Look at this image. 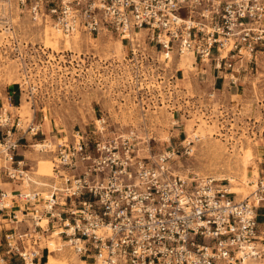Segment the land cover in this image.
I'll return each instance as SVG.
<instances>
[{"label": "built area", "instance_id": "built-area-1", "mask_svg": "<svg viewBox=\"0 0 264 264\" xmlns=\"http://www.w3.org/2000/svg\"><path fill=\"white\" fill-rule=\"evenodd\" d=\"M5 1L63 36L115 33L132 57L143 50L146 66L154 59L141 33L158 47L164 67L175 55H191L231 83L264 71V0ZM12 98L9 92L0 105V180L23 187L0 189V213L12 224L6 254L31 264L49 251L42 239L55 231L64 239L57 250L66 244L93 264H264V168L237 199L213 176L176 170L173 147L152 152L135 126L99 115L70 138L28 142L53 162V173L35 180L18 149L39 127L34 118L23 127Z\"/></svg>", "mask_w": 264, "mask_h": 264}, {"label": "rangeland", "instance_id": "rangeland-1", "mask_svg": "<svg viewBox=\"0 0 264 264\" xmlns=\"http://www.w3.org/2000/svg\"><path fill=\"white\" fill-rule=\"evenodd\" d=\"M46 27L55 31L33 22L13 2L0 0V105L14 91L10 109L23 127L32 118L47 121L51 134L70 138L103 115L124 129L135 126L152 152L173 147L172 165L179 172L213 176L237 199L250 193L264 167V71L231 83L211 65L195 64L191 55H175L164 67L158 47L144 33L137 38L154 59L150 66L140 61L142 49L132 57L127 40L115 33L81 34L67 46L59 32L54 50L45 45ZM35 138L40 136H32V142ZM27 148L34 179L51 175V157ZM248 149L252 158L244 175ZM260 229L264 236V225ZM63 240L46 239L47 264H81L83 257L68 245L57 251Z\"/></svg>", "mask_w": 264, "mask_h": 264}, {"label": "crops", "instance_id": "crops-1", "mask_svg": "<svg viewBox=\"0 0 264 264\" xmlns=\"http://www.w3.org/2000/svg\"><path fill=\"white\" fill-rule=\"evenodd\" d=\"M13 94H14V91H13ZM34 124L38 125V127H39L38 134L36 136H40V138H35V140L41 139L43 137L44 138L48 137L49 139H52V141H54V140H56V138L59 137V136L56 135V133L51 134L52 125H51L50 122L47 123V121H43V122L34 121ZM26 136H27V143H24V145H22L20 147V149H18V157L25 158L26 161L29 164H31L29 159H28L29 157L27 155V152H28V148L27 147H30L29 143L32 142V136H31L30 133H27ZM36 136H33V137H36ZM53 136H55V138ZM263 168H261L260 170H262ZM31 173H32V171L29 172V176L34 179L35 177ZM32 186L33 187H38L40 190H44L45 189V187H43L41 185H32ZM22 187H23L22 184L14 182V181H9L6 178H3V179L0 180V189L9 190V191L12 192V191L20 190ZM260 209L262 210L261 213L259 212ZM260 216L263 217L262 220H259ZM258 220H259L260 226L264 225V203L258 209ZM11 225L12 224L10 222H8V219L5 218L4 215H2L0 213V264H25L22 261V259L20 257H18L17 255L6 254V243H5L4 234L6 233L7 229ZM49 237H54V236H49L47 234L45 236V238L43 237L41 244H46V239L49 238ZM57 251H60V250H57ZM48 254H49V251L47 249H43L41 251L40 257H37L34 260V262H32V264H47L48 257H49ZM79 261L81 262V259H79Z\"/></svg>", "mask_w": 264, "mask_h": 264}, {"label": "bare ground", "instance_id": "bare-ground-1", "mask_svg": "<svg viewBox=\"0 0 264 264\" xmlns=\"http://www.w3.org/2000/svg\"><path fill=\"white\" fill-rule=\"evenodd\" d=\"M47 26V25H46ZM52 28V27H51ZM54 29V28H53ZM55 30V29H54ZM56 31V30H55ZM53 31V30H49L47 27H46V29H45V34H44V37H45V45L46 46H48V47H50V48H52V49H54V50H57L58 49V47H59V43H60V39H61V37H60V34H59V31ZM140 33V31H135V34H139ZM132 35V33H130V36ZM61 36H62V34H61ZM79 36V34H75V35H73V36H64V38H65V40H64V44H66L67 46L68 45H70L71 44V39H73L74 38V40H75V38L76 37H78ZM183 56V55H182ZM181 56V57H182ZM186 56H188V55H186ZM180 57V58H181ZM179 58V59H180ZM11 107H13V106H11ZM17 110H19V109H17ZM47 117V116H46ZM198 130V129H197ZM195 132H194V135H195V137L196 136H198L199 137V133H198V131H196V130H194ZM201 134H203V133H201ZM167 138V137H166ZM169 139V138H168ZM47 140H48V138H47ZM38 143H40V142H38ZM37 146H40V144H38ZM247 152V155H244L243 154V156H245V157H243V162H242V166H243V171H244V175H247V170H248V165L250 164V159L252 158V152H251V150H247L246 151ZM44 176H46V175H44ZM244 177V176H243ZM245 181V186H247L248 185V183H249V181H247V179H245L244 180ZM255 183V182H254ZM244 186V187H245ZM231 192H233V190H231V188L229 189ZM237 190H239V188H237ZM245 191V190H244ZM235 192V191H234ZM233 192V193H234ZM248 193V192H247ZM243 194H245V192L243 193ZM52 235H54V236H58L59 237V235H58V233L57 232H53V234ZM32 264V263H31ZM81 264H93V263H88V262H86V261H84L83 259H81Z\"/></svg>", "mask_w": 264, "mask_h": 264}]
</instances>
